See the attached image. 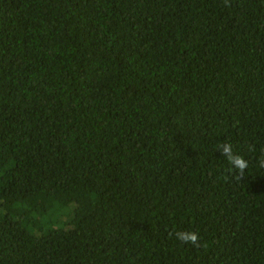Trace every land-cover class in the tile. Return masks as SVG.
Here are the masks:
<instances>
[{"label":"trees","instance_id":"trees-1","mask_svg":"<svg viewBox=\"0 0 264 264\" xmlns=\"http://www.w3.org/2000/svg\"><path fill=\"white\" fill-rule=\"evenodd\" d=\"M262 150L264 0H0V264H264Z\"/></svg>","mask_w":264,"mask_h":264},{"label":"clouds","instance_id":"clouds-1","mask_svg":"<svg viewBox=\"0 0 264 264\" xmlns=\"http://www.w3.org/2000/svg\"><path fill=\"white\" fill-rule=\"evenodd\" d=\"M226 7H230V0H224ZM217 150L221 152V155L225 157L228 163L231 165L232 171L235 173V179L240 180L245 176L246 171L249 169L250 164L243 155L235 153L233 151V146L231 143H221L217 145ZM249 151H254V148L250 146ZM257 166L261 169H264V150H262L261 155L257 159ZM176 239L186 243L191 244L194 247H200V237L199 234L195 231H176Z\"/></svg>","mask_w":264,"mask_h":264}]
</instances>
